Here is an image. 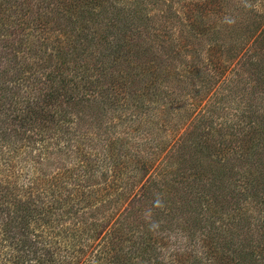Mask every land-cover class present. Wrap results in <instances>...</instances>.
Masks as SVG:
<instances>
[{
	"label": "trees",
	"instance_id": "1",
	"mask_svg": "<svg viewBox=\"0 0 264 264\" xmlns=\"http://www.w3.org/2000/svg\"><path fill=\"white\" fill-rule=\"evenodd\" d=\"M13 1L0 0V264H264V0H182L188 29L144 0ZM215 4L225 17L206 23Z\"/></svg>",
	"mask_w": 264,
	"mask_h": 264
},
{
	"label": "rangeland",
	"instance_id": "2",
	"mask_svg": "<svg viewBox=\"0 0 264 264\" xmlns=\"http://www.w3.org/2000/svg\"><path fill=\"white\" fill-rule=\"evenodd\" d=\"M156 1H159V5L160 7H155L153 6V3L156 2ZM182 0H173L172 2L170 3H167L166 1L165 2H160V0H144V3L147 7H152V10L148 12V15H151V14H155V15H161L163 12L167 13V16H168V20H169V24L174 28V26H178V24L181 23L180 25V28L179 29H188V21H184L183 20V17H181V21L180 19L178 18V14L180 13V11L182 12L183 11V6L182 4L184 5L185 3L184 2H181ZM14 5L17 4V6L20 4H23L24 2H27L29 3L31 6H33V9L34 11L36 10L37 8V4H38V1L37 0H14ZM217 6V9L213 10L212 9V15L208 16L206 18V23H211L212 20L214 21H220L223 17H225V15H223L224 11L220 8V6L218 4H215ZM237 6H240L241 5V0L238 1L236 3ZM170 6L171 8L169 9ZM176 12H178L176 14ZM14 13L15 15H17L18 17V12H12ZM230 13H236L235 11L231 10L228 12V14ZM18 19V18H17ZM137 17L134 16L133 14L130 15V22H133L134 20H136ZM193 27H196V25L194 24ZM34 27H31V29H33ZM27 33L30 31V28H27L25 30ZM35 35V34H34ZM33 40H29V42H32ZM195 42V41H193ZM197 42V41H196ZM196 44V43H195ZM244 52V49L241 51V53L237 56L236 59H239V57H241L242 53ZM144 59H147L146 57ZM241 60V59H240ZM143 62V59L139 60L137 63L135 64H132L131 66L133 65H136V64H140ZM123 81V79L119 78L117 79V82L120 84L121 82ZM122 91L123 90V87H122ZM231 110V109H229ZM231 113V112H229ZM225 136H226V139L227 141L230 143V145L232 147L236 146V147H239V150L241 151V126L238 127L236 125H232V123H230V126L226 129L225 131ZM189 149H185V154H186V157H188V153H189ZM236 153H229L226 155L227 158V164H226V167H234L233 168V176L235 177V175L237 174V172L239 171L240 172V164H236L235 163V159H236ZM238 172V173H239ZM232 187L229 185L227 187V190L222 194L223 197H225V205H224V208H225V211H226V214H225V217H226V221H227V224L229 226L230 229H235V230H238L239 233H241V229L240 228H237L236 225H239L241 227V213H238L237 216H236V219L233 220L232 219V215L235 214L234 212V207H235V203L233 202V195L230 194V192L232 191ZM228 192V194H227ZM173 192H171L170 194H172ZM173 195V194H172ZM172 198H177L178 196L177 195H174L172 196ZM10 198V196H6V199L8 200ZM171 198V199H172ZM7 205V202L6 204ZM192 208V207H191ZM219 208V207H217ZM258 239V238H256Z\"/></svg>",
	"mask_w": 264,
	"mask_h": 264
}]
</instances>
